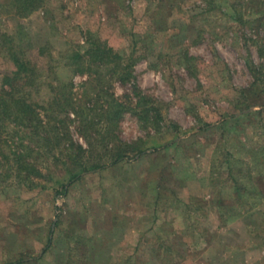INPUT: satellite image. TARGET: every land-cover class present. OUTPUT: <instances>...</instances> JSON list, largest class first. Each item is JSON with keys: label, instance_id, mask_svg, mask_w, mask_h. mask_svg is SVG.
<instances>
[{"label": "rangeland", "instance_id": "obj_1", "mask_svg": "<svg viewBox=\"0 0 264 264\" xmlns=\"http://www.w3.org/2000/svg\"><path fill=\"white\" fill-rule=\"evenodd\" d=\"M32 1L0 0V90L13 53L41 74L30 101L65 87L74 102L96 106L95 76L67 66L96 41L128 67L124 83L109 78L110 67L99 71L116 102L131 109L144 98L159 119L147 125L129 111L108 139L105 124L89 133L84 160L106 166L63 197L54 191L67 179L68 144L54 149L59 161L50 145L37 156L8 124L0 264H264V0ZM68 129L90 149L76 122ZM21 144L43 178L18 175L12 154ZM120 144L129 157L113 165Z\"/></svg>", "mask_w": 264, "mask_h": 264}, {"label": "trees", "instance_id": "obj_2", "mask_svg": "<svg viewBox=\"0 0 264 264\" xmlns=\"http://www.w3.org/2000/svg\"><path fill=\"white\" fill-rule=\"evenodd\" d=\"M22 3L24 5L27 3L31 5L33 1L22 0ZM88 44H90L89 47L83 52L75 51L68 57L67 66L74 74L95 76L92 80L96 84L92 89L96 94V106H86V104H82L81 102H74L70 88L67 92H64L63 89L65 87H61V91L55 92L52 100L38 103L30 101V92L27 89L31 86V82H36L40 78L41 74L26 59H21L13 53H10V55L15 65V70L10 75L4 76L2 89L0 90V136L5 132L4 130H6L8 124H11L17 130L25 133V137L23 136V138H29L31 141H34L37 156H40L42 150L50 145V157L56 161H59L60 158L57 157L54 149L59 148L61 143L68 144L67 148L60 151V154L63 156L60 163L67 177L66 181L57 183L58 188L54 191L55 195L60 197L65 196L67 189L81 179L83 175L103 170L106 166V163L101 161L102 157H98L95 161L84 160L86 155L92 154L91 143L92 141L95 142V139H93V136H89V133L96 134L97 131L95 130L105 124L108 139V136L111 135L114 126L116 127L122 115L129 111L137 112L133 114L147 125L156 124L159 119L157 118V110L147 108L145 100H143L144 98H140L131 109L116 102L114 95L109 92V88L105 85V76L101 75L99 71L101 68L110 67L114 73H110L109 78H113L114 74L117 73L116 77L118 80L124 83L130 76L127 71L128 67L121 66L120 62L122 59L117 54H114L113 49L106 44L96 41ZM97 108L98 111H96ZM138 108H141V110L136 111ZM39 111H41L45 121L40 119L42 115ZM150 112H154L152 117L149 116ZM75 122L77 123L80 136L88 143L90 149L85 150L73 142L68 124ZM27 133L28 136H26ZM13 136L17 137L18 140H23L18 132H15ZM105 138L106 136L103 139ZM22 147L23 145L21 144L20 148ZM117 147L110 149L112 151L109 155V163L113 165L129 157L130 149H128V146L120 144ZM15 149L12 156L13 160H15V170L18 172V175L25 173L23 176V179H25L35 172L34 174L37 177L43 178V175L34 169V164H29L26 161L29 158V154H27L25 149H19L18 147ZM106 150L108 149L106 148ZM110 150L107 154L110 153ZM144 153V151H139L136 156ZM3 158H6L5 155Z\"/></svg>", "mask_w": 264, "mask_h": 264}]
</instances>
